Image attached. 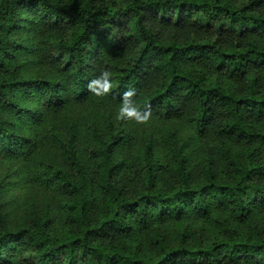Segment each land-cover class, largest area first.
Listing matches in <instances>:
<instances>
[{
    "label": "trees",
    "instance_id": "1",
    "mask_svg": "<svg viewBox=\"0 0 264 264\" xmlns=\"http://www.w3.org/2000/svg\"><path fill=\"white\" fill-rule=\"evenodd\" d=\"M38 9L45 25H63L68 30L65 38L43 43L48 54L52 47L62 55L49 59L63 75L59 80L21 77L17 66L11 69L6 64L18 54L16 46H21L14 37L27 23L22 11ZM152 9L182 16L177 26L193 18V25L203 29L202 25L241 32L250 28L264 36V0H0V107L19 121H37L35 110L22 107L18 96L37 98L50 111L65 110L89 99L88 81L107 69L113 81L106 95L110 101L119 102L120 93L132 88L141 107L151 105L152 115L186 118L198 133L212 126L220 136L246 145V156L242 159L222 146L227 176L220 178L208 158L202 179L195 182L187 156L172 139L171 178L160 187V165L148 144L138 157L140 186L128 194L118 178L127 164L115 159L121 139L113 128L105 138L95 131L97 145L88 152L94 178L72 133L60 141L66 166L48 165L44 181L67 197L63 203L67 228L55 232L47 215L33 213L28 226L12 229L0 212V263L264 264V230L258 223L242 235L226 219L218 221L220 235L210 242L199 234L190 244L185 232L174 244L157 233L149 235L147 244L133 241L138 228L148 229L157 220L180 221L187 213L206 218L215 205L231 209L243 222L253 212L264 211V160H258L251 148L255 143L264 145V129L249 122L250 117L264 120V88L250 74L264 67V43L242 37L222 47L217 42L180 39L178 33L162 40L146 25ZM168 25L172 21H162L159 28ZM122 42L128 49L126 59L116 61L118 67L110 59L104 64V56L119 50ZM101 51L99 56L104 58L92 61ZM211 69L251 81L244 92H233L219 82H209ZM7 121L0 116V151L14 157L25 147ZM97 205L101 211L95 214Z\"/></svg>",
    "mask_w": 264,
    "mask_h": 264
},
{
    "label": "rangeland",
    "instance_id": "2",
    "mask_svg": "<svg viewBox=\"0 0 264 264\" xmlns=\"http://www.w3.org/2000/svg\"><path fill=\"white\" fill-rule=\"evenodd\" d=\"M41 16L42 12L39 9L36 12L22 11L23 22L27 23H24L23 28L14 37L21 42V46L20 44L16 46L20 47L18 54L15 55V59L6 61V64L11 69L17 66L21 77L59 80L63 75L49 59L54 57L53 60H57L62 55L56 51V48L54 51L52 47L48 54L44 44L47 40L65 38L68 30L63 25L54 28L45 25V21L40 20ZM181 17L169 10L152 9L148 11L146 25L158 33L162 40L169 39L178 33L177 36L180 39L217 42L222 47H228L229 43H237L242 37H245V41L253 37L258 43H264V36L252 33L250 28L241 32L228 26L202 25L203 29L194 26L196 20L189 16L190 22L187 21L177 26L179 23L177 21H180ZM188 17H186L187 20H189ZM162 21H172V25L161 30L159 25ZM120 46L119 50L114 53L108 52L105 58L102 57L103 51L98 52L92 61L99 62L100 58H104L102 62L105 64L110 59L111 63L118 67L116 61L123 62L128 56V49L124 42ZM101 53L102 55L99 56ZM62 59L65 60L63 57ZM257 69L256 72L250 74L257 78L260 88H264V67ZM208 71L209 82H219L233 92H244L251 81V79L247 81L244 77L232 78L223 70ZM17 101L22 107L35 110L37 121L31 119L19 121L14 113L0 107V116L9 121L7 122L11 124V129L23 141L25 147V149H20L14 157L5 156L0 151V212L5 215L12 229L28 226L33 213L39 216L47 215L51 228L55 232L67 228V216L63 209V203L67 197L55 188L47 186L44 181L48 178L46 176L48 165L66 166L60 141L67 140L72 133L76 136L80 158L91 166L90 176L93 177L96 172L94 168L92 169L88 152L91 147L97 145L95 131L105 138L113 128L121 139V144L115 151V159L125 160L127 164L119 173L118 178L128 194L133 193L140 186L138 157L148 144L152 145L154 156L160 165L157 178V185L160 187L167 186L171 178L170 169L173 162L170 156V144L172 139L187 156L188 168L195 182L202 179L204 163L208 158L213 161L220 178L227 176L221 158L222 146H228L242 159L248 150L246 145L235 139L220 136L212 126H209L204 133H198L187 119L182 117L161 118L152 115V118L145 124H137L131 120H116L115 114L119 102H112L106 96L98 97L92 94L86 101L74 102L65 110L58 112L48 110L37 98L18 96ZM249 122L264 129V120L250 117ZM23 139L33 140V142L28 143ZM251 148L256 150L258 160H264V145L255 143ZM32 149L33 152H31ZM100 211L101 206L97 205L95 214ZM225 219L238 234L249 233L256 223L264 230L262 209L253 212L250 219L243 222L236 218L231 209H223L215 205L206 218L187 213L180 221L171 218L157 220L148 229L138 228L133 233V241H143L147 244L149 235L157 233L165 237L169 243L174 244L179 235L185 232L189 236L190 244L199 234L210 242L212 237L220 235L221 228L218 221Z\"/></svg>",
    "mask_w": 264,
    "mask_h": 264
},
{
    "label": "clouds",
    "instance_id": "3",
    "mask_svg": "<svg viewBox=\"0 0 264 264\" xmlns=\"http://www.w3.org/2000/svg\"><path fill=\"white\" fill-rule=\"evenodd\" d=\"M113 88L111 73L103 69L97 76L90 79L87 83V89L95 96H106ZM136 97V91L128 88L119 95V106L115 114V119L120 121H134L137 124H145L152 118L151 105L141 107Z\"/></svg>",
    "mask_w": 264,
    "mask_h": 264
}]
</instances>
